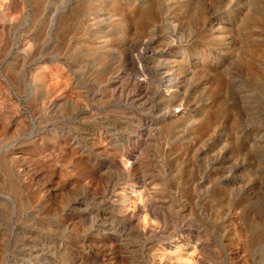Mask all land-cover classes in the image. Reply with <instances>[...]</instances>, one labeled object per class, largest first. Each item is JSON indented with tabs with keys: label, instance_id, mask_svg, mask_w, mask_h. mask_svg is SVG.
Wrapping results in <instances>:
<instances>
[{
	"label": "rangeland",
	"instance_id": "374dc122",
	"mask_svg": "<svg viewBox=\"0 0 264 264\" xmlns=\"http://www.w3.org/2000/svg\"><path fill=\"white\" fill-rule=\"evenodd\" d=\"M7 10L12 46L34 48L26 77L53 60L84 109L15 93L29 128L0 142V264H264V0ZM15 151L49 156L53 176L20 166L32 192L14 191L1 163Z\"/></svg>",
	"mask_w": 264,
	"mask_h": 264
},
{
	"label": "bare ground",
	"instance_id": "6f19581e",
	"mask_svg": "<svg viewBox=\"0 0 264 264\" xmlns=\"http://www.w3.org/2000/svg\"><path fill=\"white\" fill-rule=\"evenodd\" d=\"M14 2H15V0H14ZM10 4H11V0H0V58H6L7 59V60L4 59L7 61V65H5L6 66L5 70L3 68H1V70H0V142L5 140L6 138L7 139L12 138V137L18 138L19 135L24 134L25 131L28 130V128H29L28 113L22 109L21 103L19 101L14 100L15 93L18 94V92L23 88L29 87L30 90H32L31 91L32 92L31 93L32 99H35V101L38 103L37 109L40 110L41 112H44L45 110H48L50 108H56V107H61V106L71 107L74 110H83L84 109V106L79 99V97H81V94L78 95L79 97H76V96H73L71 93L73 90V87H74L72 79H70V78H64L63 79L62 75L59 72V71H61V70H59L60 66L55 65L53 60L50 61L48 59L49 63H45L44 67L41 66V67L33 68L34 73L32 74V76L29 79L26 77V75H25V61L28 57H30V56H32V54H34L33 53L34 48L32 47V44L30 43L29 40H25L23 43H19L15 46H12L10 32L13 30V28L15 29V32L19 31L18 25L21 24V16H18V15L16 16V15H14V13L7 10L9 8ZM0 61H2V60H0ZM4 64H6V63H4ZM10 71H12V74H9ZM11 89H14V92H12ZM11 128H13V131L10 130ZM30 130H32V129H30ZM28 141L35 148H38V147L40 148L41 147L40 145H42V144H40L42 141L40 142V138H39L38 134H36L35 132H33L31 134V136L28 138ZM69 146H71V145H68V147ZM54 148H56V147H54ZM63 149H65V147ZM67 149L68 148H66V150ZM69 152H70V150H69ZM43 155H45V154H41L39 152H36V153L28 152V154H26L24 152H16V151L12 152V153L5 154L4 162L1 163V166H2L1 169L3 170V173L9 182L8 184H10V186H12L14 188V191L16 189H22V190H25L28 192L31 191L30 190L31 186H29L30 184L28 183L27 180H25L22 177L23 174H22V171L19 169L20 166L24 168L23 170L28 169L29 171L33 172L34 174L35 173H37V174L42 173L45 177H47V176L52 177L53 176L54 170H55L54 166L48 162L49 160L47 161L46 157H49V156L44 157ZM56 161H58V163L60 162L59 160H56ZM61 162H63V161H61ZM31 163H32V165H34L33 169L31 167L32 166ZM54 165H55V163H54ZM126 165H127V163H126ZM56 168H57V166H56ZM62 169H64V168H62ZM119 171L122 174L126 173V171H124V170H119ZM71 174L72 173H70V175ZM63 176H65V175H63ZM66 177H68V176L66 175ZM75 180H74V182H75ZM62 181H64V180H62ZM62 181H60V182H62ZM76 182H78V181H76ZM135 189H137V188H135ZM130 193H131V190H130ZM29 194H31V193H29ZM27 197H26V199H28ZM118 197H119V199H121L120 193H118ZM124 197H122V198H124ZM31 198H33V200L37 199V195H35V193H32V195H30L28 203H30ZM24 200H25V198H24ZM138 208H137V210H138ZM137 212H139V211H137ZM128 216L130 219H132L135 216V212H133V211L130 212V214H128ZM192 241H193V239H192ZM204 246H206V245H204ZM180 252H182V251H180ZM193 256H194V254H193ZM158 258H160V257H158ZM163 260H165V259H163ZM185 260L186 259L184 257H180V261H184L186 264ZM161 262L164 263V261H161ZM193 262H197V261L193 260ZM158 263H156V264H158Z\"/></svg>",
	"mask_w": 264,
	"mask_h": 264
}]
</instances>
